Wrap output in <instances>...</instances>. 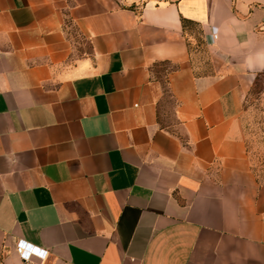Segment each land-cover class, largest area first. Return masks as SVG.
I'll list each match as a JSON object with an SVG mask.
<instances>
[{"label": "crops", "instance_id": "crops-1", "mask_svg": "<svg viewBox=\"0 0 264 264\" xmlns=\"http://www.w3.org/2000/svg\"><path fill=\"white\" fill-rule=\"evenodd\" d=\"M262 73L264 0H0V264H264Z\"/></svg>", "mask_w": 264, "mask_h": 264}, {"label": "rangeland", "instance_id": "rangeland-1", "mask_svg": "<svg viewBox=\"0 0 264 264\" xmlns=\"http://www.w3.org/2000/svg\"><path fill=\"white\" fill-rule=\"evenodd\" d=\"M123 1L134 4L152 0ZM238 122L250 166L257 177L264 180V73L256 77L246 94Z\"/></svg>", "mask_w": 264, "mask_h": 264}, {"label": "built area", "instance_id": "built-area-1", "mask_svg": "<svg viewBox=\"0 0 264 264\" xmlns=\"http://www.w3.org/2000/svg\"><path fill=\"white\" fill-rule=\"evenodd\" d=\"M14 252L22 261H28L31 257L44 259L47 255L45 248L33 245L24 239H18L15 242Z\"/></svg>", "mask_w": 264, "mask_h": 264}]
</instances>
